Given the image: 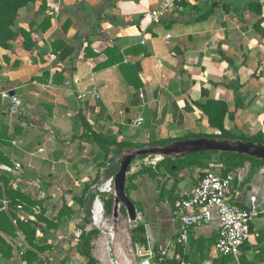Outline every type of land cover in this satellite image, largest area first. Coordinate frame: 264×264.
Masks as SVG:
<instances>
[{
  "label": "crops",
  "instance_id": "crops-1",
  "mask_svg": "<svg viewBox=\"0 0 264 264\" xmlns=\"http://www.w3.org/2000/svg\"><path fill=\"white\" fill-rule=\"evenodd\" d=\"M161 1L32 0L20 10L17 26L32 31L36 45L27 49L20 35L0 47V92L10 90L23 102V111L11 114L0 95V264H26L28 251L38 257L31 264L88 262L76 232L93 230L98 202L104 220L101 187L116 164L114 154L84 138L91 129L109 141L142 144L211 133L196 105L210 98L228 103V129L250 139L264 133V58L261 69H252L255 55L264 56V8L251 10L253 0L183 1L156 23L151 12ZM139 117L144 122L135 126ZM131 167V175L140 171ZM207 170L145 173L134 181L132 197L156 247L169 257L178 246L173 203ZM233 172V202L247 206L257 197L243 256L264 264V166L254 170L246 162ZM15 191L41 204L30 207L21 195L15 200ZM83 199L94 201L93 218ZM30 220L40 249L27 239ZM219 227L215 215L196 229L185 261L219 264Z\"/></svg>",
  "mask_w": 264,
  "mask_h": 264
},
{
  "label": "built area",
  "instance_id": "built-area-1",
  "mask_svg": "<svg viewBox=\"0 0 264 264\" xmlns=\"http://www.w3.org/2000/svg\"><path fill=\"white\" fill-rule=\"evenodd\" d=\"M190 1L193 3H206L210 1L224 2L227 0H162L159 6L152 10L151 16L153 21L160 23L171 10L175 3ZM171 36L168 35L169 40ZM3 99L8 102L9 112L11 114H20L23 111L22 99L13 94L10 90L0 92ZM144 122L143 117L136 119L133 124L140 126ZM152 157L149 155V158ZM147 159V163L151 166L157 165L159 160L153 161ZM214 165V164H213ZM18 167L21 165L18 163ZM236 175L234 172L223 174L220 167L214 170L205 171L199 182L192 188L186 190L183 195L176 199L172 206L173 218L179 224L178 244L183 247V252L175 250L171 257L175 258L180 264H194L185 261L184 255L187 253L193 232L207 224H210L214 216L217 215L220 221L218 238L216 241V251L222 258L227 257V262L219 264H242L243 247L248 242L252 234V222L257 215L256 201L257 197H250L251 205L242 206L233 202L235 190ZM109 183V192L114 193V176L107 181ZM102 190L103 187H101ZM142 214H138V221H143ZM147 228V244H136L135 254L137 256V264H168L169 251L164 247H159L156 251V240L152 235L151 225L146 222ZM82 230L76 232L79 240ZM206 264H215L209 262Z\"/></svg>",
  "mask_w": 264,
  "mask_h": 264
},
{
  "label": "trees",
  "instance_id": "trees-1",
  "mask_svg": "<svg viewBox=\"0 0 264 264\" xmlns=\"http://www.w3.org/2000/svg\"><path fill=\"white\" fill-rule=\"evenodd\" d=\"M32 0H0V47L7 48L9 43L12 40L17 39L20 35L24 36V45L27 49H30L36 45V42L32 38V31L27 30L23 27L18 28L17 21L19 17L20 10L31 2ZM264 3L260 0H253L250 3V9L254 10L258 14L263 13ZM49 20H47L48 22ZM45 22V21H44ZM45 29V28H44ZM203 95H206L205 90H203ZM196 105L198 108L206 115L208 125L214 130L211 134L202 135H188L179 139H162L159 141L150 142V145H166L174 140L186 139L190 137H218V138H231V139H245V140H253L255 142H262L264 143V133L259 132L254 138L249 139L246 138L244 135L238 136L233 133L231 129H228L226 126V119L229 114V105L224 100H216L207 98L204 103L197 102ZM87 140H94L101 144L104 152L106 154H114L112 160H115V156L121 154L124 149L130 147H144L146 144L142 143H130L128 141L119 142L117 140L109 141L104 135L97 134L95 131H92L91 134L87 137H84ZM113 145H116V148H112ZM213 154H218L220 156V162L222 164L221 171L223 174H227L229 172L237 171L243 168L246 162H250L254 170H256L260 166H264V161L259 160L247 155H240L237 153H220V152H203L193 154L186 158H169L166 157L159 161L156 166H149L144 165L142 169L129 176L127 179V187L126 192L134 201L138 212L142 211V205L133 199L132 191L137 188V185L134 183L135 179L140 174L148 173L151 178H156L162 174L165 176L166 172L171 174H178L181 170L186 168H192L194 166L200 167L202 169L206 168L207 166L211 165L210 157ZM149 155H144L142 158H145ZM210 162V163H209ZM119 169L117 164H114L112 171L115 173ZM165 171V172H164ZM17 195L14 194V199L16 200V196L21 195L24 201H26L30 207H34L36 205H40L41 202L31 200L28 197H25L22 193L15 191ZM89 199H94V197H90ZM110 206L113 205L114 195L112 198H109ZM87 200L83 199V204H86ZM18 202L16 201V204ZM109 205V204H108ZM141 214V213H140ZM264 216V213L262 214ZM86 221L89 223V219L86 218ZM29 223L31 227L34 228L32 232L27 233V239L29 243L37 249H40L38 245L34 243V237L36 236L37 227L33 224V221L30 220ZM98 233V230L93 229L87 232L85 229H82V234L79 239V246L82 248V254L88 259L86 264H98L97 259L93 256V240ZM133 240L135 244H147V237H146V228L145 225L141 222H138L137 225L133 226L132 229ZM158 251V248H155ZM177 250L179 252H183V247L178 244ZM33 252L28 251L25 254L26 264H31L37 257V255H33ZM34 257V258H31ZM185 258V255H184ZM229 258L224 257L220 260V262H227ZM168 264H180L173 257L167 258L166 261ZM242 264H249L248 259L245 256H242Z\"/></svg>",
  "mask_w": 264,
  "mask_h": 264
},
{
  "label": "water",
  "instance_id": "water-1",
  "mask_svg": "<svg viewBox=\"0 0 264 264\" xmlns=\"http://www.w3.org/2000/svg\"><path fill=\"white\" fill-rule=\"evenodd\" d=\"M14 94V93H13ZM203 152L237 153L247 155L264 161V143L245 139H231L218 137H190L174 140L166 145H153L144 147H130L115 156L119 169L114 173V217L119 216L121 207L127 210L132 223L138 221V209L126 192L127 178L133 162L144 155H157L163 159L183 158ZM87 215L94 217V201L87 202Z\"/></svg>",
  "mask_w": 264,
  "mask_h": 264
},
{
  "label": "rangeland",
  "instance_id": "rangeland-1",
  "mask_svg": "<svg viewBox=\"0 0 264 264\" xmlns=\"http://www.w3.org/2000/svg\"><path fill=\"white\" fill-rule=\"evenodd\" d=\"M263 58H264L263 55H255V61H253L252 69L257 68V66L259 69H261L260 67H261V62ZM250 65L251 63H249L248 66ZM250 70L251 69H248V71ZM250 75L252 74H248V77ZM231 130L233 131L235 135H238V136L242 135L238 129L231 128ZM211 133L208 132V133H200V134L208 135ZM189 135L193 136L195 134H189ZM185 136H188V135H184L183 137ZM176 139H179V138H176ZM145 146H151V145L150 143L148 144L146 143ZM189 156H186V157H189ZM147 157L149 158V156ZM186 157H183V158H186ZM161 158H162L161 156L153 155L149 159L153 161H157V159H161ZM210 162L214 164V166L209 165L206 168L214 170L217 167L215 165L221 163L220 156L218 154H213L210 157ZM144 165H149L147 163L146 157L145 158L139 157L134 161L132 166L134 167L135 171H138V170H141V168ZM153 166H156V165H153ZM131 173L129 174V176L131 175ZM113 195L114 193L109 192V191H107L105 194L104 193L101 194V198L105 202V205H106V215L104 217L103 223L98 224V225L91 224L90 226V228L98 230V233L96 234L94 241H93L94 243L93 252L95 254V257L98 259V264H118V262L119 264H137L138 259L135 254L136 244L133 240L132 229L134 225L138 224V222L143 223L146 228L147 227L146 221L143 220V221H137L136 223H132L128 217L127 210L124 207L120 208L119 216L115 218L114 217L115 196H114V201H113L112 206H110L111 201L109 200V198H112ZM110 230L111 232L113 231L112 233L114 234V237H111ZM146 237H147V228H146ZM147 240H148V237H147ZM141 245H145V244H141ZM97 253L99 254L100 257H102V260L96 256ZM128 259L131 260V262H128L127 261Z\"/></svg>",
  "mask_w": 264,
  "mask_h": 264
},
{
  "label": "bare ground",
  "instance_id": "bare-ground-1",
  "mask_svg": "<svg viewBox=\"0 0 264 264\" xmlns=\"http://www.w3.org/2000/svg\"><path fill=\"white\" fill-rule=\"evenodd\" d=\"M113 176V175H112ZM104 186H105V188H104ZM103 189L104 190H109V183H105L104 185H103ZM98 206H97V208H96V212H95V222H96V224L98 225V224H100L101 222H102V204L100 203V202H98V204H97ZM112 230V229H111ZM111 230H110V232H111ZM113 232V231H112ZM110 233V235H111V237H114V234L113 233ZM128 262H131V260H127ZM118 264H119V262H118Z\"/></svg>",
  "mask_w": 264,
  "mask_h": 264
}]
</instances>
